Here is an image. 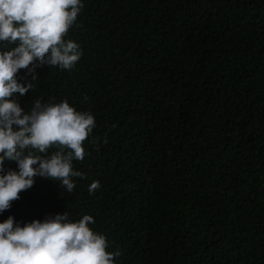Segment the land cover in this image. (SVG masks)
I'll return each instance as SVG.
<instances>
[{"label": "trees", "instance_id": "16d2710c", "mask_svg": "<svg viewBox=\"0 0 264 264\" xmlns=\"http://www.w3.org/2000/svg\"><path fill=\"white\" fill-rule=\"evenodd\" d=\"M80 2L79 60L18 70L13 98L94 117L83 175L34 177L0 222L90 215L114 264H264V0Z\"/></svg>", "mask_w": 264, "mask_h": 264}, {"label": "clouds", "instance_id": "9594fccd", "mask_svg": "<svg viewBox=\"0 0 264 264\" xmlns=\"http://www.w3.org/2000/svg\"><path fill=\"white\" fill-rule=\"evenodd\" d=\"M82 7L80 0H0V42L14 45L0 51V172L5 161L18 167L0 175V213L33 186L36 176L58 180L71 192V178L83 175L73 170L72 162L85 157L82 144L93 130L94 117L66 101L42 105L37 100L26 113L13 98L32 86L17 82L18 70L28 69L34 81L35 66L70 69L79 60L78 45L64 37ZM54 146L58 150L49 156ZM98 187L93 181L88 190ZM90 223V215L71 222L64 212L21 227L9 216L0 222V264H114L120 253L106 251V237L93 232Z\"/></svg>", "mask_w": 264, "mask_h": 264}]
</instances>
